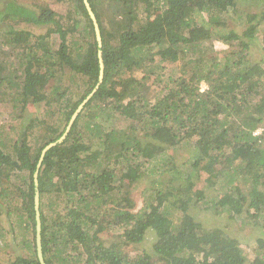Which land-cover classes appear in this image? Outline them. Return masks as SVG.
Returning a JSON list of instances; mask_svg holds the SVG:
<instances>
[{
  "label": "trees",
  "instance_id": "1",
  "mask_svg": "<svg viewBox=\"0 0 264 264\" xmlns=\"http://www.w3.org/2000/svg\"><path fill=\"white\" fill-rule=\"evenodd\" d=\"M23 1L30 7L1 0L0 106L12 104L16 118L29 102L41 105V113L22 129L11 127L18 141L0 138V217L9 222L5 228L0 218V261L6 264H39L33 173L42 149L63 134L99 74L82 0L52 1L66 6L64 24L49 0ZM87 1L99 26L103 79L62 144L42 160L44 263L264 264L263 237L248 251L225 227L204 228L187 211L190 203L226 208L240 218V230H264V57L248 60L258 40L264 52V8L239 15V0ZM241 15L237 30L230 23ZM3 21L39 32H11L18 35L16 68L1 50L10 43ZM182 144L196 152L177 163L168 152ZM147 162V172L164 179H153L138 208L130 189ZM185 165L192 170L183 171ZM200 173L219 186V198L206 201L196 189ZM15 226L19 241L4 243L3 233L13 234ZM106 229L115 235L110 243L102 239Z\"/></svg>",
  "mask_w": 264,
  "mask_h": 264
},
{
  "label": "rangeland",
  "instance_id": "2",
  "mask_svg": "<svg viewBox=\"0 0 264 264\" xmlns=\"http://www.w3.org/2000/svg\"><path fill=\"white\" fill-rule=\"evenodd\" d=\"M12 1V0H11ZM14 1V0H13ZM53 0H49V4H52L50 7L51 9L57 13V19L64 24L65 20L64 17L67 13V9L65 5L62 4H57V3H53ZM16 4L17 5H21L24 6L26 8H29L30 5L27 1H23V0H16ZM0 7H1V0H0ZM264 8V0H239L237 2V9H238V13L237 14H243L244 12H248V13H254V12H261ZM3 10V9H2ZM59 15V16H58ZM111 11L109 9H106V16H108L109 18L111 17ZM3 25L1 27V31L4 32L7 35H3L4 39H8L9 40V44H6L4 46H2L1 50H3L6 53L5 61L8 65V67L10 68H16L18 66V62L19 59H17L16 57V53L19 52V50H12L14 45H15V40H17L18 35H11V32H18V31H22V30H26L28 29L29 31H33L34 34H38L39 32L36 31L33 27H30L26 24H22V25H17L15 22H11V21H3ZM243 18L241 15V18H239V16H237L236 20H234L233 23H230V25L235 28V29H241L243 27ZM2 24V23H1ZM51 40H54V42L57 44L58 43V38L57 36H52ZM258 45L254 47V49H252L249 53V57L248 60L249 61H255L258 62L259 60L263 59L264 57V52L262 50V44H261V40H258ZM214 46L215 49L217 50H221L223 49L222 44L219 41H214ZM11 52H14L13 54H11ZM2 56H4L3 54H1ZM8 55V57H7ZM1 56V57H2ZM3 58V57H2ZM141 77V74H140ZM69 83L67 78H64V83L63 85L67 86V84ZM201 90L205 89V85L202 83L200 85ZM4 106H0V132L2 133V135L0 136L1 140L3 139H11V142H16L19 139L13 134V133H9V130H11V127H19L20 129H22L23 127H25V125L29 122L28 118H32V116H37L41 113V105H34L32 103H28L25 110H24V115L22 116V118H16L17 113L15 110H13V108L11 107L12 104L10 103H1ZM119 122L117 121H113V125H117ZM8 131V132H7ZM6 133H9L8 135H6ZM5 135V136H4ZM32 142L28 141V144H31ZM184 144H182L181 146H179L176 150L170 149V151L168 152L169 154H173V156L176 159L177 163H182L188 161L192 155L196 152L195 149L193 148V146H183ZM152 163L147 162L144 165L143 170L145 171L144 175L137 180L133 186L130 189V193H131V197L133 198L136 206L139 208L141 207V205H143V201L145 196H147L150 192L148 191L151 188L152 185V181L153 179H164V178H160V175H155V174H151L149 172H147L148 169H150V165ZM192 167V166H191ZM189 165H185L182 167L183 171H189L190 169L192 170ZM165 176V175H163ZM207 178V175L205 174H201L198 177V179L200 180V182L198 183V185L196 186V189H202L204 192V197L205 200L208 201L211 198H219L222 193H219V186L217 187H211V185H209V183H206L204 181V179ZM149 199V198H148ZM188 213L193 217V219L195 220V222L199 225H201L204 228H208L211 229L213 227H225L226 231L233 237L238 238V240L241 242V245L244 246L246 248V250H252L255 246H256V240L260 237L264 238V230L260 229V228H253L251 229L250 227H243L242 230H240V223L241 220L240 218L236 217L234 214H229L227 212L226 208L223 209H219L217 210L215 207H211L209 210H203L201 208H197L196 206H194L192 203H190L188 209H187ZM243 216V214H241V217ZM1 218V225L3 227H7V224L9 223L8 221H6L5 219V215H2ZM9 226V225H8ZM10 227V226H9ZM22 232L19 230V227L15 226V230L13 234L4 232L3 233V242L4 243H11L14 242L13 236L15 237V239H20V233ZM28 234H25V237ZM115 237L114 233L111 232L110 230L106 229L104 231V234L102 235V239L103 241H105L106 243H110L113 238ZM149 239H146L143 242V248L145 250H149L150 245L152 243V238L153 236L149 235L148 236ZM1 245V242H0ZM129 249H132L133 246H128ZM138 252L135 251V253H141V247H138ZM0 252L1 249H0ZM23 254H25V252L23 251ZM132 254V252H131ZM133 256V255H131ZM7 261L4 259L2 261H0V264H6Z\"/></svg>",
  "mask_w": 264,
  "mask_h": 264
},
{
  "label": "water",
  "instance_id": "3",
  "mask_svg": "<svg viewBox=\"0 0 264 264\" xmlns=\"http://www.w3.org/2000/svg\"><path fill=\"white\" fill-rule=\"evenodd\" d=\"M82 2H83V5L87 11L88 16L90 17V19L92 21L93 30H94V34H95V40L97 43V59H98V70H99L98 83H97L96 87L92 90V92L82 101V103L78 106L76 111L73 113V115L71 116L63 134L57 140L47 144L42 149L38 163L36 164V169L33 173V185H34V196H33L34 205H33V208H34V213H35V216H34L35 217V247H36V255H37V259H38L39 264H45L44 260H43V256H42V250H41V236H40V234H41V221H40V211H39V190H38V174H39L40 167L42 165L43 157L45 156V154L47 153L48 150H50L51 148H53L55 146L62 144V142L67 137V134L69 133L70 128H71L75 118L77 117L78 113L82 110L84 105L95 94V92L97 91V89H98V87L101 84L102 79H103L104 63H103V58H102V41H101V36H100V32H99V26H98L97 20L95 18V15L90 8L88 1L82 0Z\"/></svg>",
  "mask_w": 264,
  "mask_h": 264
}]
</instances>
